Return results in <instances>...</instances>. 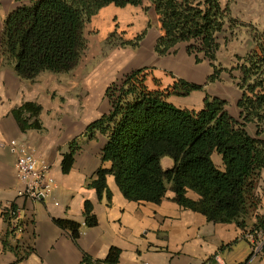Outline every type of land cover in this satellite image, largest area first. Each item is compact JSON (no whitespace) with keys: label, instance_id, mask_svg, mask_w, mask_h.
<instances>
[{"label":"trees","instance_id":"16d2710c","mask_svg":"<svg viewBox=\"0 0 264 264\" xmlns=\"http://www.w3.org/2000/svg\"><path fill=\"white\" fill-rule=\"evenodd\" d=\"M146 5L161 26L154 49L157 56L167 57L186 45L187 54L197 64L208 61L213 71L204 85L180 79L167 93L149 87L147 68L133 71L107 88L105 98L112 110L87 127L86 137L94 140L100 134L107 139L103 162L111 166L101 167L88 187L97 191L99 199L107 195L111 200L107 177L114 176L128 201L157 205L170 190L182 208L215 224H235L250 244L251 239L264 243V213H258L262 206L258 185L264 172V31L254 29L253 49L244 57L237 55V67L230 72L241 94L236 119L226 100L206 91L226 72L219 64V35L230 22L231 11L221 0H30L7 17L2 56L26 82L35 83L44 74L70 73L82 63L88 47L87 27L102 10ZM116 35L110 36V47L136 51L146 33L136 40L122 39L120 44L113 43ZM235 71L239 77L233 75ZM196 92L206 95L201 110L183 109L169 101L168 96L190 97ZM42 113L37 102H25L12 111L24 133L46 131ZM251 125L257 128L256 137L248 131ZM80 149L77 141L71 144L70 153L64 156V174L71 172ZM215 154L222 157L223 170L215 164ZM167 158L174 164L170 169L162 165ZM189 190L200 199L188 198ZM17 214L14 204L4 213L9 228L3 246L21 262L34 249L21 247L16 240V234L25 231L20 220L14 227ZM84 217L85 226H98L90 201L85 204ZM54 223L69 231L78 244L81 224L70 220ZM121 253L113 248L103 261L85 255L83 264H118Z\"/></svg>","mask_w":264,"mask_h":264},{"label":"crops","instance_id":"0c3cea01","mask_svg":"<svg viewBox=\"0 0 264 264\" xmlns=\"http://www.w3.org/2000/svg\"><path fill=\"white\" fill-rule=\"evenodd\" d=\"M251 47L243 55L250 52ZM3 63L0 62V264H83L85 255L103 261L113 248L122 252L118 264H246L249 261L252 246L243 231L235 224H215L199 213L182 208L174 201L175 194L170 190L158 205L130 202L123 196L114 176H108L112 199L107 195L99 199L97 191L89 188L88 183L101 167L111 166L103 162L107 139L98 134L94 140H88L89 118L79 121L78 134H74L76 127L66 121L60 124L61 130L58 125L55 131L48 119L51 109L45 107L41 121L46 131L22 132L12 111L25 102L42 105V89L36 83L19 79L8 60L3 59ZM200 98L183 109L201 110L205 98ZM11 140L26 142L39 160L51 166L56 188L45 200L18 197L21 185L16 175V159L7 148ZM74 141L81 149L76 153L71 172L64 174V156L70 153ZM213 160L224 169L220 155L215 154ZM162 165L164 169L174 166L168 158ZM187 196L194 201L200 199L190 190ZM87 201L93 204L98 219V226L93 228L85 226ZM13 204L18 207V219L25 229L16 234V240L21 247L34 249V253L21 262L3 246L9 228L4 213ZM54 220L81 224L78 244L71 233L58 227Z\"/></svg>","mask_w":264,"mask_h":264},{"label":"rangeland","instance_id":"374dc122","mask_svg":"<svg viewBox=\"0 0 264 264\" xmlns=\"http://www.w3.org/2000/svg\"><path fill=\"white\" fill-rule=\"evenodd\" d=\"M221 2L231 11L230 22L224 32L219 35L222 45L219 64L226 72L223 73L220 82L209 85L206 91L211 96L226 100L229 113L239 119L237 102L241 94L230 72L237 67L236 56L244 57V52L251 46L254 47L251 42L254 29L264 31V0H221ZM29 3L30 0L21 2L0 0V62L2 65H4L3 59L6 60L2 56L1 44L5 21L15 9ZM147 7L146 5L121 9L111 6L102 10L87 27L88 47L80 66L67 74H44L37 79L35 83L42 89L40 99L43 106H41L51 109L48 119L52 127L54 125L55 131H58L59 127L61 130L60 124L63 121L76 127L82 119L89 118L93 123L109 114L112 108L105 98L107 88L113 83L121 82L133 71L147 68L149 87L165 93L180 79L202 85L206 83L213 71L209 62L197 64L195 57L187 54L186 45L178 46L167 57L157 56L154 49L161 36V26L157 16ZM114 33H117L113 39L115 44H120L122 39L136 40L144 33L146 36L140 48L134 51L130 48L110 47L107 43ZM233 75L239 77L240 73L235 71ZM198 96L201 100L206 98L203 92L193 97H168L170 102L183 108L190 106L191 103L195 104ZM74 130V134H78V127ZM248 131L256 137L255 125L249 126ZM258 195L262 199V206L258 213L263 214L264 172L259 181ZM251 243L252 254L246 264H264V243L253 239Z\"/></svg>","mask_w":264,"mask_h":264},{"label":"built area","instance_id":"2783aa9c","mask_svg":"<svg viewBox=\"0 0 264 264\" xmlns=\"http://www.w3.org/2000/svg\"><path fill=\"white\" fill-rule=\"evenodd\" d=\"M7 148L16 159V175L21 185L18 197L30 201H43L48 198L56 188L49 163L39 160L26 142L11 140L7 143ZM12 215L15 216L14 213ZM18 220L17 214V219L13 221L14 227H17Z\"/></svg>","mask_w":264,"mask_h":264}]
</instances>
